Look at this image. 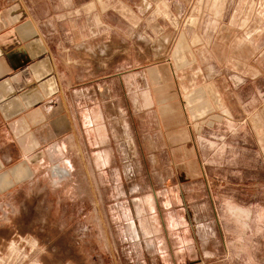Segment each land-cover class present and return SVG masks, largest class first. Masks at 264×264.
Returning a JSON list of instances; mask_svg holds the SVG:
<instances>
[{"label": "rangeland", "instance_id": "374dc122", "mask_svg": "<svg viewBox=\"0 0 264 264\" xmlns=\"http://www.w3.org/2000/svg\"><path fill=\"white\" fill-rule=\"evenodd\" d=\"M27 3L101 148L1 200L0 264H264V0ZM149 91L181 98L182 148Z\"/></svg>", "mask_w": 264, "mask_h": 264}, {"label": "crops", "instance_id": "0c3cea01", "mask_svg": "<svg viewBox=\"0 0 264 264\" xmlns=\"http://www.w3.org/2000/svg\"><path fill=\"white\" fill-rule=\"evenodd\" d=\"M201 90H189V106H197ZM148 94L162 114L163 141L182 148L186 135L172 121L181 118V98L171 104L172 99ZM87 110L92 111L84 87L71 82L69 66L58 60L27 0H0V202L31 181L33 168L50 157L71 162L77 155L85 164L86 147L97 154L101 129L87 119Z\"/></svg>", "mask_w": 264, "mask_h": 264}]
</instances>
